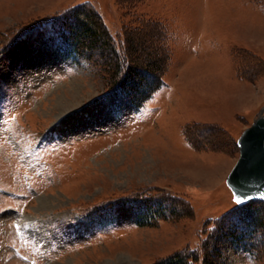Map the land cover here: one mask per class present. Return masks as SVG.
Returning a JSON list of instances; mask_svg holds the SVG:
<instances>
[{
  "label": "rangeland",
  "instance_id": "1",
  "mask_svg": "<svg viewBox=\"0 0 264 264\" xmlns=\"http://www.w3.org/2000/svg\"><path fill=\"white\" fill-rule=\"evenodd\" d=\"M80 6L130 65L163 59L140 108L115 55L54 45ZM0 47V264H264V201L227 184L264 115V0H0Z\"/></svg>",
  "mask_w": 264,
  "mask_h": 264
},
{
  "label": "trees",
  "instance_id": "2",
  "mask_svg": "<svg viewBox=\"0 0 264 264\" xmlns=\"http://www.w3.org/2000/svg\"><path fill=\"white\" fill-rule=\"evenodd\" d=\"M87 7H79L73 13L72 20L67 24L68 32L67 36L65 35V42L70 45V48L73 52H75L78 56H84L86 54L85 50H82L81 44L85 43L86 37L89 38V44L86 47H101L102 49L108 50L111 54L115 55V59L119 58V61L110 62L109 66L104 65L105 72L110 75V79L112 80V89L121 88L126 94L130 96V99L134 104H136L139 108L141 105L151 97L153 92L157 90L162 85V72L166 70L164 66L163 59H154L152 61V71L147 68L139 67V65L135 64L136 60L134 59L133 65H130V60L128 55L126 54V47L124 50L119 49L118 46L114 45L111 35L101 22L98 20V16L90 10H86ZM61 26V25H60ZM48 29V27L46 28ZM150 31V30H149ZM159 31V30H158ZM125 37V41L127 43L131 42L132 44L135 42L134 35H130V29L123 31ZM163 33V31L160 32ZM159 35V36H160ZM125 45V44H124ZM127 46V45H126ZM155 55V54H154ZM156 57V55H155ZM138 63V62H136ZM148 72L152 75V82H149L146 87H140V84L137 80H134V76L141 74L142 72ZM154 72V73H152ZM155 197V196H154ZM140 198V197H139ZM151 198V197H150ZM160 198V197H159ZM154 199V198H153ZM164 201L162 203H168V198H163ZM167 200V201H166ZM159 201V200H158ZM157 202V201H156ZM160 202V201H159ZM153 203V201H152ZM151 203V204H152ZM170 209V206H169ZM165 211V210H162ZM98 212V211H96ZM169 212L166 211L164 214ZM102 213V212H101ZM163 214L159 210H153L152 215L154 214ZM91 215V214H90ZM106 215L98 214V216ZM167 264H192L189 263L185 256L179 254L174 259L167 262Z\"/></svg>",
  "mask_w": 264,
  "mask_h": 264
},
{
  "label": "water",
  "instance_id": "3",
  "mask_svg": "<svg viewBox=\"0 0 264 264\" xmlns=\"http://www.w3.org/2000/svg\"><path fill=\"white\" fill-rule=\"evenodd\" d=\"M240 156L227 177L233 194H246L242 204L264 201V115L245 128L238 138Z\"/></svg>",
  "mask_w": 264,
  "mask_h": 264
},
{
  "label": "snow or ice",
  "instance_id": "4",
  "mask_svg": "<svg viewBox=\"0 0 264 264\" xmlns=\"http://www.w3.org/2000/svg\"><path fill=\"white\" fill-rule=\"evenodd\" d=\"M64 38L61 37V36H57L55 39H54V45L56 47H61L63 46L64 44ZM3 48L4 47H0V56H2L3 54ZM0 70H3V62L0 61ZM17 77H19L21 75V73H16L15 74ZM4 87H5V84L3 83H0V90H4ZM264 195V194H262ZM233 200L236 202V204H242L244 200L248 199L247 195L246 194H236L234 195L233 197Z\"/></svg>",
  "mask_w": 264,
  "mask_h": 264
},
{
  "label": "bare ground",
  "instance_id": "5",
  "mask_svg": "<svg viewBox=\"0 0 264 264\" xmlns=\"http://www.w3.org/2000/svg\"><path fill=\"white\" fill-rule=\"evenodd\" d=\"M66 105V103H64ZM68 105V104H67Z\"/></svg>",
  "mask_w": 264,
  "mask_h": 264
}]
</instances>
